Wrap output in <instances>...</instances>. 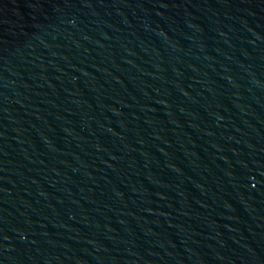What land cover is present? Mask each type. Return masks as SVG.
I'll return each instance as SVG.
<instances>
[{
  "label": "water",
  "instance_id": "water-1",
  "mask_svg": "<svg viewBox=\"0 0 264 264\" xmlns=\"http://www.w3.org/2000/svg\"><path fill=\"white\" fill-rule=\"evenodd\" d=\"M105 264H264V131L189 185Z\"/></svg>",
  "mask_w": 264,
  "mask_h": 264
}]
</instances>
